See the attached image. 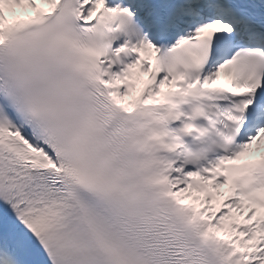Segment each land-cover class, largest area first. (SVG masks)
<instances>
[{
    "label": "snow or ice",
    "instance_id": "6c2138e0",
    "mask_svg": "<svg viewBox=\"0 0 264 264\" xmlns=\"http://www.w3.org/2000/svg\"><path fill=\"white\" fill-rule=\"evenodd\" d=\"M0 264H264V0H0Z\"/></svg>",
    "mask_w": 264,
    "mask_h": 264
}]
</instances>
